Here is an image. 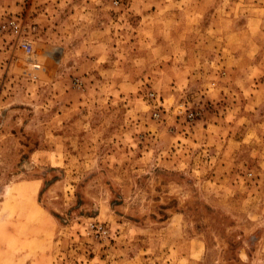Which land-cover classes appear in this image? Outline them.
Here are the masks:
<instances>
[{
	"label": "rangeland",
	"instance_id": "obj_1",
	"mask_svg": "<svg viewBox=\"0 0 264 264\" xmlns=\"http://www.w3.org/2000/svg\"><path fill=\"white\" fill-rule=\"evenodd\" d=\"M114 2L0 0L37 44L0 35V236L33 264H264V90L228 89L264 83V0ZM111 32L143 43L109 42L97 72L92 50L62 57Z\"/></svg>",
	"mask_w": 264,
	"mask_h": 264
},
{
	"label": "crops",
	"instance_id": "obj_2",
	"mask_svg": "<svg viewBox=\"0 0 264 264\" xmlns=\"http://www.w3.org/2000/svg\"><path fill=\"white\" fill-rule=\"evenodd\" d=\"M212 22H213V24L216 23L217 24L216 26L223 25L225 23V19L220 20V18L218 17L217 19L213 20ZM119 36H121L122 39H118V37L116 36V33L111 32V35L106 36V38H99V39L96 38V39H94V41L91 39L89 41V36L86 38L84 37L83 42H85V44L82 43L81 45H77L72 50H68L67 48L62 50V57L64 58L65 56L69 55V53H71V52H72L71 53L72 55H77V53H74V52H80L83 57H86V54H89V52L92 50V53L90 54L92 56V62H88V63H84V64L80 63L79 68H82L83 66L89 65L91 70H93L94 72L100 71L101 69H104V67L101 68V64H102L101 63L102 60H100L101 57L104 56V54H105L106 56L113 58V54L115 52H119V48H115L113 44H116V43L120 44L123 42V40H125V38L126 39L128 38L123 43L129 41V44H130L129 48H131V46H134V48L138 49V46L143 43V39L140 36V34L135 35V36L132 35L131 39L129 36L124 35V32L120 33ZM217 36L223 37L225 35L220 34L218 32ZM176 38H178V37H176ZM175 40L180 41L178 39H175ZM92 41H93V43H92ZM109 42L113 43L112 47H110L109 45L107 46V44ZM77 49H80V50H77ZM127 51H128L127 52L128 57H130L131 59H134L137 57H138V59L140 58L139 57L140 53H138V50L136 51L135 54H131L130 53L131 50H129V49ZM178 54L179 53H176L175 56H178ZM117 55H119V54H117ZM122 55H125V53H123ZM172 56H173V53H171L170 57L172 58ZM175 59H176V57H174V60ZM105 69H107V68L105 67ZM95 70H97V71H95ZM116 71L117 70H108V69L106 70L107 73H109V72L114 73ZM251 73H252V71L250 70V71H245L242 74H245V75L249 74L250 75ZM241 75L237 79L234 80V83L231 84L228 89H233L234 91H236L235 94L238 91V87H240L242 90L244 89V90H248V91L254 93V96L250 95V93H249V101H248V103H254L255 100H257V99L259 100L258 95L261 94L262 90H264V83H262V82L259 84H257V83L252 84L251 83L249 85H246L247 83L243 80ZM108 82H109V80H108ZM124 82H126V81H124V80L112 81V83H114L115 85H119V83H121L120 85H122ZM110 83H111V81H110ZM233 100H236V99L233 98ZM217 120L219 122H222L223 124H225L226 121L229 120V118L227 116H225L224 118H220ZM236 120H238L237 116H235V119H231V121L233 122L232 125H235L237 123ZM232 125H228L227 127H232ZM215 127L216 128L220 127V129L225 130L226 124L224 126H221V124H219ZM233 138H234V136H230V138H227V139L224 138L223 140H221L222 142H225L226 144L228 143V146L223 145L224 154H228V152H230L231 142L235 141V140H233ZM237 144L239 145L241 143L237 141ZM176 220H178L177 217L170 218L166 223L165 229H167L168 231H171V229H173L174 234L178 235V233H179L178 227H177V225L173 224V221L177 222ZM8 234H9V236H8ZM14 234H15V231H12L10 233L4 232V236L3 235L0 236V264H33V260L29 259V257H28V251L27 250L25 251V253H20L21 254V260L20 261L18 259V256L12 253L11 243H9V240L16 237V236H14ZM33 235H34L33 230L27 232V237L25 238V240L26 241L30 240V238H32ZM185 242L191 246H197L198 247L200 245V241L197 240L196 238H193V237H191L188 240H185ZM26 247H28V246L26 245ZM26 247L23 248L22 246H18L17 248L26 249Z\"/></svg>",
	"mask_w": 264,
	"mask_h": 264
},
{
	"label": "built area",
	"instance_id": "obj_3",
	"mask_svg": "<svg viewBox=\"0 0 264 264\" xmlns=\"http://www.w3.org/2000/svg\"><path fill=\"white\" fill-rule=\"evenodd\" d=\"M120 0H115L114 4L119 5ZM26 24L24 21L18 17H10L6 21L0 23V35L10 34L15 38L16 47L19 51H21L25 56L31 57L36 54L37 44L33 39L29 37V34L26 32ZM38 30L37 26L32 27V32H36ZM34 69H39L38 65L34 66ZM35 78H38L35 76ZM80 82L76 80L74 85L80 87ZM154 97V94L150 95ZM156 106L159 112H155L154 117L160 118V111L166 112L164 104L160 99H156ZM179 115L184 114L189 121H194L197 117V112L193 110L191 107H187L181 105L178 107ZM252 176V174H250ZM90 230L92 233H95L97 237H103L108 234V230L101 224H91Z\"/></svg>",
	"mask_w": 264,
	"mask_h": 264
}]
</instances>
